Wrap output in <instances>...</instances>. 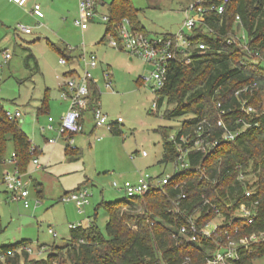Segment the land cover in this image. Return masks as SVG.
<instances>
[{"label":"rangeland","instance_id":"rangeland-1","mask_svg":"<svg viewBox=\"0 0 264 264\" xmlns=\"http://www.w3.org/2000/svg\"><path fill=\"white\" fill-rule=\"evenodd\" d=\"M44 1L42 8L46 13L43 18L36 19L28 11L9 9L4 0H0V15L3 17L0 18V102L10 111L19 107L21 116L17 122L31 135L32 144L43 148L38 159L42 165L46 164L37 168L30 161L26 170L21 172L29 181L28 207L9 201L5 186L0 183V218L4 227L0 233V246L27 240L32 249L29 258L45 257L52 249L51 245L65 244L70 238V224L84 225L94 219L105 234L108 215L98 205L126 197L123 191L112 186L113 180L132 179L139 171L153 177L176 174L175 162H160L163 136L159 128L162 127L167 139L171 140L186 118L185 115L164 118L163 112L172 108V104L165 100L152 110V103L157 100L155 93L136 80L150 76L153 66L138 58L130 59L125 51L102 42L106 23L97 15L107 14L113 0H99L104 5L98 7V14L84 31L74 23L78 17L77 0ZM190 1L130 0V3L138 10L145 30L154 35L176 32ZM17 24L30 27L32 32H21L16 28ZM82 44L95 52L98 60L112 65L113 89L104 88L99 66L92 73L98 79L99 104L108 122H115L118 117L121 121L113 123V132L107 125L95 126L90 117L85 123L86 134L74 136L73 145L81 154L71 155L65 152V147L69 146L64 138L46 146L44 137L54 138L56 134L46 130L41 135L39 124L45 125L49 116L58 122L56 114L64 113L68 106L57 91V83L65 79L63 73L67 68L59 63L63 55L57 48L80 51ZM5 53L10 55L9 58L5 59ZM31 53L35 59L29 56ZM80 66H83L81 62ZM43 102L48 104V109L37 111ZM37 115L39 123L35 121ZM91 127L94 130L88 132ZM141 150L147 155L142 156ZM12 155L13 143L9 140L1 172L14 171L15 164L10 162ZM248 178L251 180V174ZM35 182L42 183L43 195L37 194ZM77 187L86 188L89 193V203L81 212L74 202L61 199ZM124 210L125 206L122 207ZM135 211L143 210L137 206ZM50 229L56 232V236ZM253 263L264 264V256L256 258Z\"/></svg>","mask_w":264,"mask_h":264},{"label":"trees","instance_id":"trees-1","mask_svg":"<svg viewBox=\"0 0 264 264\" xmlns=\"http://www.w3.org/2000/svg\"><path fill=\"white\" fill-rule=\"evenodd\" d=\"M107 14L105 33L107 30L114 32L115 24L124 17H128L136 29L147 32L130 0H113ZM236 15L240 18L237 27L241 26L246 35V46L227 44L224 38L232 30ZM206 25L214 27L218 34L208 35L206 27L202 26L195 39L207 44V48L200 54H193L188 64L171 61L165 83L157 92V107L163 100L172 104V108L163 112L164 118L186 116L171 140L167 139L163 128H159L163 136L160 162L177 159L176 144L180 136L192 135L203 118L213 124V133L217 134V102L232 109L224 116L227 125L232 127L234 120L241 116L252 122V126L233 140L220 141L207 153L189 151L190 168L174 174L170 183L162 188L100 203L98 206L108 215L105 234L93 219L87 226L70 228L68 241L60 246L51 245L52 249L42 258H29L22 248L27 245V240L2 245L0 264H179L185 258L191 264H203L211 256L214 244L204 237L196 242L175 244L172 233L205 199L216 204L226 217L232 208L249 202L243 195L244 184L237 180L239 171L251 174L246 185L253 188V199L258 200L254 223L245 226L243 232L264 229V0H230L222 15L208 16ZM57 50L64 57L72 58L66 48ZM253 82H256L255 88L241 93L239 98L234 96L236 90ZM97 96V90L92 88V98ZM241 100H247L257 112L243 114L239 111ZM9 140L13 143L15 167L24 172L32 159L29 154L31 143L17 119L5 115L0 102V170ZM179 191L187 196L180 204L184 212L174 214L169 209ZM37 193L41 195V189ZM123 206L126 207L124 211ZM137 206L143 211H135ZM206 207L208 205L201 208L202 213L197 218L200 224L215 215L206 213ZM3 231L0 218V233ZM263 256L264 244L244 253L232 264H254L256 258Z\"/></svg>","mask_w":264,"mask_h":264},{"label":"built area","instance_id":"built-area-1","mask_svg":"<svg viewBox=\"0 0 264 264\" xmlns=\"http://www.w3.org/2000/svg\"><path fill=\"white\" fill-rule=\"evenodd\" d=\"M19 6H23L27 0H11ZM230 0H192L184 9V19L179 29L174 33L149 35L148 32L136 29L128 17L119 20L114 26V32L107 30L105 33L106 43L115 48L125 51L130 58H138L153 66L150 76H141L138 78L143 85H147L158 97L157 92L162 88L166 80V73L171 61L179 60L185 64L192 61L193 54H200L206 48L207 44L195 39L197 31L206 27L208 35L218 34L214 27L207 26L208 16L222 15ZM99 0H78V17L75 19V25L81 30H85L88 24L95 18ZM31 13L37 17H43L44 13L39 4H34ZM105 23L108 22V14L97 15ZM239 16H235V23L231 31L224 35L227 44H238L246 46V35L243 28L237 27ZM16 28L23 33H30L31 28L22 24H17ZM5 53V59L9 58ZM82 63L79 72H70L63 80L60 92L63 100L68 102L67 110L61 116L57 127V136L50 138L49 142H55L60 136H65L70 149H76L73 145L75 134L82 131V117L87 110L91 111L96 126L107 125L111 129L114 122L109 123L106 114L102 111L99 104V86L98 79L93 76L92 71L99 66L96 54L86 49L82 44L78 59ZM60 64H67V59L62 56L59 58ZM102 83L104 88L112 89L110 72L107 69L101 70ZM256 87V82L247 84L234 92V96L239 98L241 93H245L251 88ZM92 88L97 90L98 96L92 98ZM157 108V100L152 103V110ZM218 119L215 122L217 134H214L213 124L206 118L198 121L196 129L192 135H181L176 146L178 149L177 159L174 161L178 169L177 173L183 172L190 168L187 153L191 150H197L207 153L218 145L220 141H229L235 139L241 132L252 126V122L246 121L244 117L238 116L233 126L227 125L224 116L231 112V108H224L221 102L216 103ZM5 115L9 119H17L21 116V111L15 109L10 111L5 109ZM239 111L246 115L255 114L256 108L249 104L247 100L239 102ZM46 128L54 129V120L52 117L47 118ZM118 117L115 121L120 122ZM174 135H172V139ZM141 155L146 156L145 150H141ZM31 161L36 167H40L37 157V147L33 144L29 147ZM12 162L15 164L14 157ZM238 167V166H236ZM173 176V175H172ZM170 175L151 176L148 173L140 172L135 180H124L118 182L112 181V186L124 192L127 196L144 195L153 188H162L170 183ZM248 174L239 171L237 180L244 184L243 195L249 202H242L235 208H232L229 217H226L219 207L205 199L203 203L196 208L192 214L186 217L185 223H180L172 237L178 243L196 242L201 237L210 240L214 244V250L211 256L206 258L203 264H232L234 260L239 259L244 253H250L256 246L264 244V229L243 232L245 226L254 223V215L258 200L253 199L254 190L246 185ZM2 183L5 186L8 199L12 202L21 203L23 207L29 206L28 181L22 173L15 167L12 172H5L2 176ZM177 187V185L175 186ZM186 193L179 191L172 199V208L170 212L182 214L181 201L186 198ZM63 201L74 202L77 210L81 212L83 207L89 203V193L86 188H78L69 192L61 198ZM206 207L205 212H213L215 215L212 219L203 224L197 222L200 216L201 208ZM81 224H70V228H76ZM53 236L56 232L49 230ZM28 255L32 252L31 247L24 245L22 247ZM45 249V247H44ZM46 251V250H45ZM40 253V251H38ZM179 264H191L188 258H185Z\"/></svg>","mask_w":264,"mask_h":264},{"label":"crops","instance_id":"crops-1","mask_svg":"<svg viewBox=\"0 0 264 264\" xmlns=\"http://www.w3.org/2000/svg\"><path fill=\"white\" fill-rule=\"evenodd\" d=\"M78 1V0H77ZM4 2H5V6H7L9 9H22L23 11H28V13L31 15V16H33L34 18H36V19H41V18H43L44 17V15H43V17H37V16H35L34 14H32L31 13V10H32V8H33V5L36 3V4H39L40 5V7H41V10L43 11V13L45 14L46 13V11L44 12V10H43V8H42V3H46L44 0H27V2L23 5V6H19L18 4H16V3H14L13 1H11V0H4ZM47 6H48V4H46ZM104 5V2H101V1H99V5H98V7L99 6H103ZM75 9L77 8L76 7V5H75V7H74ZM97 10H98V8H97ZM101 14V13H100ZM103 14H105V13H103ZM0 18H3L1 15H0ZM82 31H84V30H82ZM32 32V31H31ZM30 32V33H31ZM102 42H104V44H106V42H105V39L104 40H102ZM107 45V44H106ZM108 47H111V46H109V45H107ZM111 48H113V47H111ZM115 49V48H114ZM116 50H118V51H123V50H121V49H116ZM70 51V55L72 56V58H67V57H65L66 59H67V64H62V65H67V68H65V70H64V73H63V75H64V78L70 73V72H72V71H77V72H79V70H80V68H81V66H80V61L79 60H77L78 59V56L80 55V51H71V50H69ZM89 51V50H88ZM90 52H93V51H90ZM93 53H95V52H93ZM32 54V53H31ZM32 57L35 59V57H34V55L32 54ZM130 58V57H129ZM130 59H133V58H130ZM59 61V60H58ZM99 61V67L98 68H100L101 70L102 69H107V70H109V72H110V79H111V84L113 85V73H112V65L111 64H109V63H103V61H101V60H98ZM64 80V79H63ZM63 80H61V81H59L58 83H57V91H59V92H61V90H62V86H61V84H62V82H63ZM136 82L137 83H139V80H136ZM113 89V88H112ZM65 101V100H64ZM2 104V103H1ZM3 105V104H2ZM4 107V106H3ZM43 107H45V109H48V104L47 103H45V102H43L42 103V105L41 106H39L38 108H37V111H41V112H43L44 111V109H43ZM16 109H19V107H16ZM4 110H5V108H4ZM20 110V109H19ZM62 114H63V112L62 113H60V115H58V114H56V117H57V119H58V122H54V129L53 130H49V129H47L46 128V125H47V123H48V120H46L45 122H46V124L44 125V124H39V132H40V134L42 135L46 130H48V131H52V132H54L56 135H55V137L57 136V127H58V124H59V121H60V119H61V116H62ZM90 117L91 118H93L92 117V114H91V111H89V110H87V111H85L84 113H83V117H82V131L81 132H79V133H82V135H85L86 133H85V123H88L89 121H90ZM35 121L37 122V123H39V118H38V115L35 117ZM114 123H116V122H114ZM20 126V125H19ZM96 126V125H95ZM20 128L25 132V134L27 135V137H28V140L30 141V143L32 144V142H31V140H32V137H31V135L25 130V129H23L21 126H20ZM112 129H113V127H112ZM94 130V127H91L89 130H87L88 132H92ZM111 130V129H110ZM112 131V130H111ZM54 137V138H55ZM50 138H52V137H44V143H45V145L47 146H49V145H54V144H56L57 143V141L60 139V138H64L65 140H66V137L64 136H60V137H58L57 139H56V141L55 142H49V139ZM66 142H67V140H66ZM44 145V146H45ZM67 145H68V142H67ZM35 146L37 147V157L40 155V154H42V152H43V148H39V146L38 145H36L35 144ZM69 146V145H68ZM77 150V149H76ZM14 152V151H13ZM65 152L66 153H69V154H76V155H80L81 154V151H71V149H70V147H65ZM12 158H13V155H12V157H11V159H10V162L12 163V164H14L13 162H12ZM69 160H71V159H69ZM5 163V157H4V162H3V164ZM39 163H40V161H39ZM46 165V164H45ZM45 165H42L41 163H40V167H37V168H41V167H43V166H45ZM5 172H9L8 170H5V171H0V174H1V179H0V183H2V176H3V174L5 173ZM141 171H139V173H140ZM139 173H138V175H139ZM135 175V174H134ZM138 175L136 176L135 175V177L133 176L132 177V179H128V180H135L137 177H138ZM27 180V179H26ZM126 180V179H125ZM28 181V180H27ZM28 184H29V181H28ZM36 184H39L38 185V187L36 188V190H39V189H41V195H43V185H42V183L41 182H35V185ZM112 184V183H111ZM36 187V186H35ZM78 188V187H77ZM4 192L7 194V192H6V190H4ZM38 194V193H37ZM7 198H8V195L6 196ZM10 201V200H9ZM95 213H97V211H96V208H95ZM92 220H89V221H87V224H84L83 226H87V225H89V223L91 222Z\"/></svg>","mask_w":264,"mask_h":264}]
</instances>
